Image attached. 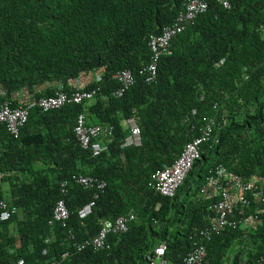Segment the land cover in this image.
<instances>
[{"label":"trees","instance_id":"obj_1","mask_svg":"<svg viewBox=\"0 0 264 264\" xmlns=\"http://www.w3.org/2000/svg\"><path fill=\"white\" fill-rule=\"evenodd\" d=\"M183 1L0 0V102L14 107L52 94L55 85L68 94L72 79L94 74L80 87H98L88 120L112 126L106 150L91 156L73 136L77 104L30 109L17 137L0 124V199L18 210L0 222V264L19 257L48 264L63 252L62 264H146L145 252L159 242L165 264H183L188 235L205 224L214 199L199 196L205 177L221 165L228 174L264 180V0H228V8L205 0V11L171 39L170 53L159 57L155 79L146 83L136 70L148 61V36L169 25ZM121 69L133 71L134 81L113 97L112 75ZM20 92L25 96L18 98ZM212 103L226 121L218 142L200 146L172 197L159 195L148 185L151 174L177 157L190 125L198 126ZM128 116L139 128L137 146H120L127 133L120 120ZM72 173L106 182L84 218L76 211L91 191L72 181L64 195L59 191ZM59 198L68 211L65 225H48ZM250 200L243 217L256 207ZM129 210L134 219L125 232L107 236V248L71 246L93 236L99 219ZM203 243L207 264H264V222L225 228Z\"/></svg>","mask_w":264,"mask_h":264},{"label":"built area","instance_id":"obj_2","mask_svg":"<svg viewBox=\"0 0 264 264\" xmlns=\"http://www.w3.org/2000/svg\"><path fill=\"white\" fill-rule=\"evenodd\" d=\"M216 1L224 8L229 7L228 0ZM182 6V10L176 14L169 25H165L159 33H151L148 36L147 46L150 52L148 61L136 70V74L143 76L146 83L154 81L159 57L170 53L171 39L193 24L195 18L205 11L207 5L205 0H184ZM112 78L117 82V87L111 92V95L119 97L133 84L134 72L129 69H121L115 72ZM97 92V86L87 90L74 86L73 90L67 94L60 88V85H57L52 94L38 98L32 97L14 107H11L9 101L5 100L0 102V124L4 125L9 135L17 137L19 128L26 122L30 109L37 108L45 112L65 104H77L80 106V112L75 115L73 120V136L81 148L89 150L91 156H97L106 150L107 142L112 135L110 124L90 123L88 120L87 108L94 101ZM216 109V103H212L211 112L201 116L199 125H190L189 135L187 134L189 139L183 144L177 157L170 164H164L151 174L148 185L159 195L172 197L191 168L193 161L199 157L200 146L205 142L210 143L208 145L218 142V132L225 126L226 121L223 114H219V117L216 116ZM192 116L193 112L187 114L185 120H190ZM120 124L127 131L120 146L139 145V128L134 118L132 116L122 118ZM193 130L196 131L194 135L192 134ZM213 172V176L205 177L204 183L199 188V196L214 199L207 205L205 224L188 235L190 248L182 257L183 264H207L203 242L208 241L221 230L237 225L247 226L251 221L264 222V215L258 216L264 210V180H247L237 174H228L221 165H217ZM69 177V180H61L58 183L62 195L68 191L69 181L82 189L91 191V198L76 211L78 218H84L91 212L94 201L98 193L105 188L106 182L95 176L80 173H72ZM247 194L250 199L253 198L256 201V207L243 217L242 212L251 203V200L246 197ZM17 211L15 206L0 199V222L7 221ZM67 216L68 211L65 203L62 198H59L54 202L47 224L52 225L58 222L64 226ZM133 219L134 215L130 210L113 219H99L98 230L93 236L81 242H72L71 246L76 251L85 248H90L92 251L105 249L108 247L107 236L125 232L128 223ZM69 237L72 238V235L69 234ZM164 249V243L159 242L152 249L146 251L143 256L146 264H165ZM13 250L14 247L7 248L8 253H13ZM41 253L44 254L45 250L43 249ZM66 257L67 252H63L58 259H53L48 264H62ZM12 264H24L23 258L15 259Z\"/></svg>","mask_w":264,"mask_h":264},{"label":"crops","instance_id":"obj_3","mask_svg":"<svg viewBox=\"0 0 264 264\" xmlns=\"http://www.w3.org/2000/svg\"><path fill=\"white\" fill-rule=\"evenodd\" d=\"M93 76H95L94 74H92L91 76H90V74H86V75H79V76H77V77H75L74 79H72L70 82H71V85L74 87V86H78V87H81V86H83L84 84H86V83H88L89 82V80L91 79V77H93ZM50 85H52V83L50 84ZM53 85H54V83H53ZM57 85H55L54 87H56ZM23 95H24V93H22ZM21 92L20 93H18L17 95H18V98L19 97H21ZM25 96V95H24ZM22 98H23V96H22ZM21 98V100H23ZM37 163V162H36ZM38 164V163H37ZM9 232L10 233H12L13 232V226L11 227V230H9Z\"/></svg>","mask_w":264,"mask_h":264},{"label":"rangeland","instance_id":"obj_4","mask_svg":"<svg viewBox=\"0 0 264 264\" xmlns=\"http://www.w3.org/2000/svg\"><path fill=\"white\" fill-rule=\"evenodd\" d=\"M231 251H232V249H231V247L228 249V252L226 253V256H225V258H224V261L226 262V263H228L229 261H230V258H231Z\"/></svg>","mask_w":264,"mask_h":264}]
</instances>
